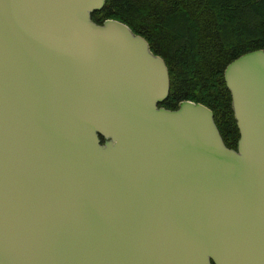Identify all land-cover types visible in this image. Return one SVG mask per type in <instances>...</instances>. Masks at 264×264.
<instances>
[{
    "label": "water",
    "instance_id": "95a60500",
    "mask_svg": "<svg viewBox=\"0 0 264 264\" xmlns=\"http://www.w3.org/2000/svg\"><path fill=\"white\" fill-rule=\"evenodd\" d=\"M105 3L0 0V264H264V47L224 71L233 148Z\"/></svg>",
    "mask_w": 264,
    "mask_h": 264
},
{
    "label": "trees",
    "instance_id": "16d2710c",
    "mask_svg": "<svg viewBox=\"0 0 264 264\" xmlns=\"http://www.w3.org/2000/svg\"><path fill=\"white\" fill-rule=\"evenodd\" d=\"M116 19L144 36L169 68L171 90L162 103L184 99L209 105L226 144L240 137L224 71L242 54L264 47V0H106L92 13Z\"/></svg>",
    "mask_w": 264,
    "mask_h": 264
}]
</instances>
